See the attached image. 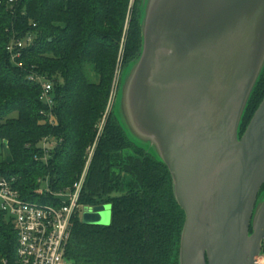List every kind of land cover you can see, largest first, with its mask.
<instances>
[{
	"label": "trees",
	"instance_id": "16d2710c",
	"mask_svg": "<svg viewBox=\"0 0 264 264\" xmlns=\"http://www.w3.org/2000/svg\"><path fill=\"white\" fill-rule=\"evenodd\" d=\"M139 3L130 19L129 0H0V143L9 152V158L0 155V177H13L26 200L57 204L52 194L39 192L42 181L48 179L53 192L69 189L97 139L79 202L109 204L111 223L89 225L75 214L66 250L75 264H178L185 213L167 167L128 139L112 109L97 132L121 41L123 67L141 50ZM29 34L32 44L12 61L7 45ZM34 75L52 82L53 123ZM263 97L264 72L240 134ZM45 137L56 141L47 160ZM17 247L12 217L0 208V264H18Z\"/></svg>",
	"mask_w": 264,
	"mask_h": 264
},
{
	"label": "water",
	"instance_id": "95a60500",
	"mask_svg": "<svg viewBox=\"0 0 264 264\" xmlns=\"http://www.w3.org/2000/svg\"><path fill=\"white\" fill-rule=\"evenodd\" d=\"M142 45L112 113L163 163L185 213L178 264H258L264 238V0H140ZM83 223L109 225V204ZM252 229V232L250 231Z\"/></svg>",
	"mask_w": 264,
	"mask_h": 264
},
{
	"label": "built area",
	"instance_id": "2783aa9c",
	"mask_svg": "<svg viewBox=\"0 0 264 264\" xmlns=\"http://www.w3.org/2000/svg\"><path fill=\"white\" fill-rule=\"evenodd\" d=\"M32 42L30 34L24 39H13L6 47L11 60L15 62ZM31 79L40 84V100L46 106L44 112L49 115L48 120L53 123L52 82L40 75ZM55 145L56 141L50 137L42 140L43 159H48ZM85 178L86 173H83L69 189L56 192L51 190L48 179L43 180L39 192L52 194L57 197L58 203L41 204L24 199L13 177H0V208L12 217L17 232L18 264H75L67 257L66 250L72 235L73 218L85 208L79 202ZM256 262L264 264V238Z\"/></svg>",
	"mask_w": 264,
	"mask_h": 264
},
{
	"label": "rangeland",
	"instance_id": "374dc122",
	"mask_svg": "<svg viewBox=\"0 0 264 264\" xmlns=\"http://www.w3.org/2000/svg\"><path fill=\"white\" fill-rule=\"evenodd\" d=\"M136 3H137V0H129V18L130 19L132 17ZM32 39H34L33 36H32ZM121 43L122 44L120 45V48H119L120 54H119V59H118V67L116 68L117 70L115 72V77H114L113 82H112L108 103H107L104 115L102 116L101 122L99 123V127L97 129V132H99V133L104 129L106 122H107V119H108V116L111 113V109L113 108L115 95H116L118 88H119L120 77H121V74H122L123 69H124V67H123L124 43H125L124 40H122ZM96 140L97 139L95 137L93 143L87 147L86 164H85V167H84L80 177L82 176L83 173L87 174V172H88L89 165L91 163L92 157L94 156V153L96 150V143H97ZM0 155H2L4 158L9 156V152H8L6 146L4 144H1V143H0ZM39 183H41V182L39 181ZM55 199H57V197H55ZM84 213H85V211L83 209L80 213L81 219H83Z\"/></svg>",
	"mask_w": 264,
	"mask_h": 264
},
{
	"label": "crops",
	"instance_id": "0c3cea01",
	"mask_svg": "<svg viewBox=\"0 0 264 264\" xmlns=\"http://www.w3.org/2000/svg\"><path fill=\"white\" fill-rule=\"evenodd\" d=\"M5 145V144H4ZM6 146V145H5ZM7 148V147H6ZM6 158H9V156L8 157H6Z\"/></svg>",
	"mask_w": 264,
	"mask_h": 264
},
{
	"label": "flooded vegetation",
	"instance_id": "af4514ba",
	"mask_svg": "<svg viewBox=\"0 0 264 264\" xmlns=\"http://www.w3.org/2000/svg\"><path fill=\"white\" fill-rule=\"evenodd\" d=\"M250 231L252 232V229H250Z\"/></svg>",
	"mask_w": 264,
	"mask_h": 264
}]
</instances>
